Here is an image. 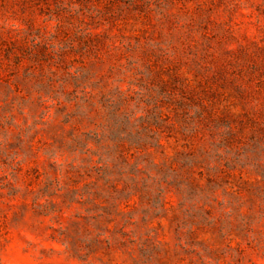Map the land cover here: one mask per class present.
Returning a JSON list of instances; mask_svg holds the SVG:
<instances>
[{
	"label": "rangeland",
	"instance_id": "1",
	"mask_svg": "<svg viewBox=\"0 0 264 264\" xmlns=\"http://www.w3.org/2000/svg\"><path fill=\"white\" fill-rule=\"evenodd\" d=\"M0 264H264V0H0Z\"/></svg>",
	"mask_w": 264,
	"mask_h": 264
}]
</instances>
